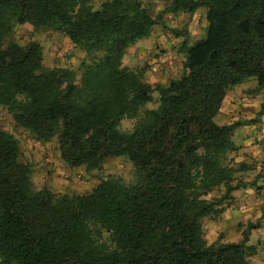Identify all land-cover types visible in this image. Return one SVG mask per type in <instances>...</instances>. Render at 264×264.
<instances>
[{
	"label": "trees",
	"instance_id": "trees-1",
	"mask_svg": "<svg viewBox=\"0 0 264 264\" xmlns=\"http://www.w3.org/2000/svg\"><path fill=\"white\" fill-rule=\"evenodd\" d=\"M204 9V35L186 30L177 47L182 73L151 86L123 65L162 14ZM62 32L85 54L80 77L44 67L34 40L11 39L16 26ZM249 78L264 90V0H171L153 17L142 0H0V108L36 141L57 140L71 169H102L125 157L137 180L107 177L81 195L34 190L17 139L0 130V264H251L257 247L247 223L237 242L208 243L203 220L223 212L236 180L235 129L214 118L227 91ZM158 94L154 109L141 111ZM135 119L129 132L122 120ZM223 187L219 198L207 199Z\"/></svg>",
	"mask_w": 264,
	"mask_h": 264
},
{
	"label": "rangeland",
	"instance_id": "rangeland-1",
	"mask_svg": "<svg viewBox=\"0 0 264 264\" xmlns=\"http://www.w3.org/2000/svg\"><path fill=\"white\" fill-rule=\"evenodd\" d=\"M101 1L104 0H92L96 7ZM142 1L150 8L153 17H157L160 12H163L169 6L171 0ZM205 26L204 9L198 10L190 18L183 13L162 14L160 23L153 27L151 33L161 44L159 43L154 50L152 48L148 52L144 49L148 46V39L138 40L132 46H136L141 51H137V54L135 52L128 53L127 51L128 55L124 56V61H122L123 65L143 74L144 80L152 87L155 85H166L170 80L179 78L182 73L184 60V57L177 52V47L182 41V38L175 37L172 31H188L189 41L193 43L204 35ZM11 39L20 45H25L31 40L38 42L43 49V63L45 68H68L75 71L77 78L80 77L79 66L85 59V54L79 48L75 47L62 32L50 29L34 30L31 26L25 24L16 26ZM167 57H173L170 59L173 61L170 65H175L176 67L170 74L169 72L163 73L159 67L155 68L157 65L164 64L163 60ZM256 85L255 78H249L243 85L234 86L229 90L239 91L241 87L252 88ZM152 98V101L143 106L141 111L157 107L158 94L154 92ZM254 118L240 120L239 122H254L257 120V117ZM135 121V119L126 118L122 120L119 129L122 132H129ZM0 130L12 134L17 139L20 149V160L28 163L31 167V184L34 190L47 188L54 194L63 193L72 196L87 193L107 177L119 178L125 184H134L137 180L131 163L125 157L109 159L105 162L102 169L95 171H87L83 167L77 169L69 168L60 159L56 139L48 143L36 141L28 132L16 127L10 116L2 108H0ZM234 154H229V158L235 163L236 155ZM240 174H236V180L249 179L248 176H245V173ZM247 183H250V180H247ZM255 186L259 189L263 188V185L260 183ZM223 191V187L214 189L206 198L209 200L219 198ZM232 200L233 198L229 200V204H231ZM227 209H229V206H226L225 203L223 212ZM221 214L210 216L203 220V231L208 235V239L209 236L211 237L216 233L218 237H223L224 232L220 233L216 231L219 221H221ZM252 243L254 242L252 241Z\"/></svg>",
	"mask_w": 264,
	"mask_h": 264
},
{
	"label": "crops",
	"instance_id": "crops-1",
	"mask_svg": "<svg viewBox=\"0 0 264 264\" xmlns=\"http://www.w3.org/2000/svg\"><path fill=\"white\" fill-rule=\"evenodd\" d=\"M145 39H148V46L144 49L148 52L152 48L154 50L156 45L160 43L152 34ZM163 47L165 46L163 45ZM137 51H141V49H137L136 46L128 49V53L135 52L137 54ZM153 53L155 52L153 51ZM171 58L173 57L165 58L164 64L157 65L155 68L159 67L163 73H172L176 67L170 65L173 63ZM122 61H124V57ZM239 85H243V83ZM255 87H241L239 91L228 90L220 110L215 116V121L218 125H228L257 117L254 122L251 121L235 129L232 140L237 148L234 154L236 155L235 163L246 165V171L241 174L245 173L249 179H244L242 182L250 180L255 185L260 183L263 188L259 189L254 185V187L233 191L231 194L233 200L229 209L221 214V221H219L216 231L224 232L223 242H237L241 237L242 230L239 227L243 228L247 223H258L259 227L252 230L249 235V244L257 247V253L251 258V264H264V136L262 135L264 128V90L257 94L249 93ZM203 235L209 243L215 242L218 237L216 233L211 237L209 236L208 239V235L204 231Z\"/></svg>",
	"mask_w": 264,
	"mask_h": 264
},
{
	"label": "built area",
	"instance_id": "built-area-1",
	"mask_svg": "<svg viewBox=\"0 0 264 264\" xmlns=\"http://www.w3.org/2000/svg\"><path fill=\"white\" fill-rule=\"evenodd\" d=\"M262 135L264 136V128H263V130H262Z\"/></svg>",
	"mask_w": 264,
	"mask_h": 264
}]
</instances>
